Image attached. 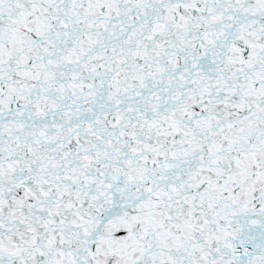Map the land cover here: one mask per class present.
Here are the masks:
<instances>
[{"label": "snow or ice", "instance_id": "6c2138e0", "mask_svg": "<svg viewBox=\"0 0 264 264\" xmlns=\"http://www.w3.org/2000/svg\"><path fill=\"white\" fill-rule=\"evenodd\" d=\"M0 264H264V0H0Z\"/></svg>", "mask_w": 264, "mask_h": 264}]
</instances>
